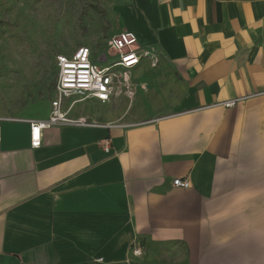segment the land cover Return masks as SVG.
<instances>
[{
  "label": "crops",
  "instance_id": "crops-1",
  "mask_svg": "<svg viewBox=\"0 0 264 264\" xmlns=\"http://www.w3.org/2000/svg\"><path fill=\"white\" fill-rule=\"evenodd\" d=\"M122 12L118 33L157 53L178 102L137 119L74 114L79 102L69 116L90 125L46 128L39 148L34 118L0 116V264H264V0ZM119 93L83 102L110 110Z\"/></svg>",
  "mask_w": 264,
  "mask_h": 264
},
{
  "label": "rangeland",
  "instance_id": "rangeland-1",
  "mask_svg": "<svg viewBox=\"0 0 264 264\" xmlns=\"http://www.w3.org/2000/svg\"><path fill=\"white\" fill-rule=\"evenodd\" d=\"M133 1L19 0L12 6L10 0H0V116L47 118L54 97L57 55L82 46L98 54L105 51L122 26L123 8ZM144 64L140 76L120 90L110 110L80 102L73 113L104 119L109 112L116 117L123 110L126 119H137L174 109L178 78L162 61L153 66L147 57Z\"/></svg>",
  "mask_w": 264,
  "mask_h": 264
},
{
  "label": "built area",
  "instance_id": "built-area-1",
  "mask_svg": "<svg viewBox=\"0 0 264 264\" xmlns=\"http://www.w3.org/2000/svg\"><path fill=\"white\" fill-rule=\"evenodd\" d=\"M149 57L153 65H157V53L143 51L136 35L130 31H122L113 35L108 47L102 53H96L89 46H82L71 53H60L56 57V79L54 97L51 100V111L48 119H30L31 146L42 145L44 129L59 124L90 125L85 118L72 119L69 114L79 102L97 100L106 103L112 100L123 88H128L133 69ZM239 99L224 102V106L232 107ZM67 104V107H65ZM105 151H110L111 139L102 142ZM174 186L188 188L187 179L176 178ZM142 246L134 242L133 253L142 254Z\"/></svg>",
  "mask_w": 264,
  "mask_h": 264
},
{
  "label": "trees",
  "instance_id": "trees-1",
  "mask_svg": "<svg viewBox=\"0 0 264 264\" xmlns=\"http://www.w3.org/2000/svg\"><path fill=\"white\" fill-rule=\"evenodd\" d=\"M10 1H11V5L14 6V4L17 3V1H19V0H10ZM81 24H82V26L85 27V23L83 21Z\"/></svg>",
  "mask_w": 264,
  "mask_h": 264
}]
</instances>
